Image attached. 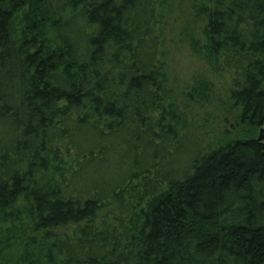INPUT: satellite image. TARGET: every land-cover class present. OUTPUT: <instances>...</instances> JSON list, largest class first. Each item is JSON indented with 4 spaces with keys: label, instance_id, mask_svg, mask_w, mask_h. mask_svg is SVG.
<instances>
[{
    "label": "trees",
    "instance_id": "obj_1",
    "mask_svg": "<svg viewBox=\"0 0 264 264\" xmlns=\"http://www.w3.org/2000/svg\"><path fill=\"white\" fill-rule=\"evenodd\" d=\"M175 1L0 0V264H264V0H187L182 85Z\"/></svg>",
    "mask_w": 264,
    "mask_h": 264
},
{
    "label": "rangeland",
    "instance_id": "obj_2",
    "mask_svg": "<svg viewBox=\"0 0 264 264\" xmlns=\"http://www.w3.org/2000/svg\"><path fill=\"white\" fill-rule=\"evenodd\" d=\"M188 1H175L176 10L173 12L165 31V50L168 54L170 70L177 84L181 85L191 82L193 74L201 72L207 74L208 72L206 66L191 53L187 43L180 41L179 31L183 20L179 16V11L186 8ZM207 76L212 82L211 100L213 98V105L202 109L196 106L194 107V112L197 116V125L200 126L199 130L203 132L205 142H213L225 130L232 129L230 127L234 123V118L232 115L225 113L226 105L223 107L230 86L229 74L226 72L209 73ZM262 127L264 129V126Z\"/></svg>",
    "mask_w": 264,
    "mask_h": 264
},
{
    "label": "water",
    "instance_id": "obj_3",
    "mask_svg": "<svg viewBox=\"0 0 264 264\" xmlns=\"http://www.w3.org/2000/svg\"><path fill=\"white\" fill-rule=\"evenodd\" d=\"M264 129H263V127H260L259 128V134H258V137H257V140L258 141H261L262 139H264Z\"/></svg>",
    "mask_w": 264,
    "mask_h": 264
}]
</instances>
